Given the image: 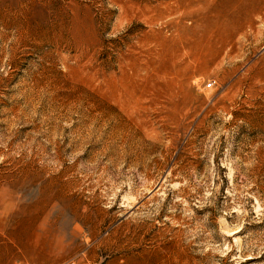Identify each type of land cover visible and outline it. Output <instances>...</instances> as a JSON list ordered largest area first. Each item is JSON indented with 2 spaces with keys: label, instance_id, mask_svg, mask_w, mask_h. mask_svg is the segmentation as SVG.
<instances>
[{
  "label": "rangeland",
  "instance_id": "rangeland-1",
  "mask_svg": "<svg viewBox=\"0 0 264 264\" xmlns=\"http://www.w3.org/2000/svg\"><path fill=\"white\" fill-rule=\"evenodd\" d=\"M0 264H264V0H0Z\"/></svg>",
  "mask_w": 264,
  "mask_h": 264
},
{
  "label": "bare ground",
  "instance_id": "bare-ground-1",
  "mask_svg": "<svg viewBox=\"0 0 264 264\" xmlns=\"http://www.w3.org/2000/svg\"><path fill=\"white\" fill-rule=\"evenodd\" d=\"M235 1H238V0H235ZM255 1H253V2H251L250 1V7H248L249 9H248V11L250 10L251 12L252 11H254L255 10V8H257V5H258V2H256V3H254ZM261 3V2H260ZM242 6V5H241ZM249 6V5H248ZM249 11V12H250ZM254 12H256V11H254ZM253 12V13H254ZM251 21V20H250ZM221 23H214L212 26H211V28H210V30L211 29H216V30H220V31H223V26L222 25H220ZM213 31V30H212ZM215 31V30H214ZM210 34H213V32H211L210 31ZM229 34H231V33H229ZM203 45H204V43H203ZM199 46L201 47L202 45L200 44H198L197 42H192L190 45H189V49H193V50H197V48H199ZM187 50V49H186Z\"/></svg>",
  "mask_w": 264,
  "mask_h": 264
},
{
  "label": "built area",
  "instance_id": "built-area-1",
  "mask_svg": "<svg viewBox=\"0 0 264 264\" xmlns=\"http://www.w3.org/2000/svg\"><path fill=\"white\" fill-rule=\"evenodd\" d=\"M211 85H212V82H210V81H208V82L205 84L206 87H211Z\"/></svg>",
  "mask_w": 264,
  "mask_h": 264
}]
</instances>
